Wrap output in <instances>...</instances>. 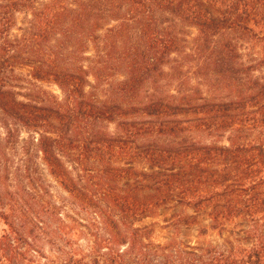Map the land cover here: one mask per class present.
<instances>
[{
	"label": "trees",
	"instance_id": "obj_1",
	"mask_svg": "<svg viewBox=\"0 0 264 264\" xmlns=\"http://www.w3.org/2000/svg\"><path fill=\"white\" fill-rule=\"evenodd\" d=\"M263 222L264 0H0V264H264Z\"/></svg>",
	"mask_w": 264,
	"mask_h": 264
},
{
	"label": "rangeland",
	"instance_id": "obj_2",
	"mask_svg": "<svg viewBox=\"0 0 264 264\" xmlns=\"http://www.w3.org/2000/svg\"><path fill=\"white\" fill-rule=\"evenodd\" d=\"M185 40L186 47H190L192 45V39L196 35V29L188 28L186 30ZM92 51V50H90ZM82 61V60H81ZM165 72H168L167 67L164 68ZM182 72L186 73V68H183ZM165 77V76H164ZM122 75H116V79H121ZM163 81V79H162ZM190 83H195V80H191ZM38 85L54 93L57 96H61V91L57 85L54 83L48 82H39ZM170 90L173 87H168ZM114 126L109 125L108 130L113 131ZM199 138V137H198ZM200 139V138H199ZM202 141L209 142L210 138L206 136L201 137ZM224 142V141H223ZM222 144H225V142ZM195 215L194 212L190 208H185L177 204L168 205L158 210L156 215L144 218L139 225L141 226H150L153 228V238L158 242H167L170 240L180 241L184 244H197L204 243L209 241L222 242L223 238L234 239L238 236L244 237L245 235L242 233L246 229H248L249 224L244 220L237 221L236 224L229 223L225 227V231L222 236L218 235V232L211 228V221L206 215H197L196 223L188 221L186 224L181 223L175 225L176 217L178 214ZM264 224V222H263ZM264 229V225L262 226ZM245 246L251 245L249 238L243 243Z\"/></svg>",
	"mask_w": 264,
	"mask_h": 264
}]
</instances>
